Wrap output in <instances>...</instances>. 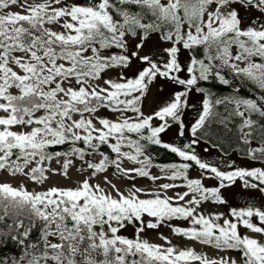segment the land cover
I'll return each instance as SVG.
<instances>
[{"label":"snow or ice","instance_id":"obj_1","mask_svg":"<svg viewBox=\"0 0 264 264\" xmlns=\"http://www.w3.org/2000/svg\"><path fill=\"white\" fill-rule=\"evenodd\" d=\"M158 81L169 95L145 112ZM173 127L189 142L165 141ZM5 173L0 264H264V203L228 199L264 196V0H0ZM162 227L184 243L147 238Z\"/></svg>","mask_w":264,"mask_h":264},{"label":"rangeland","instance_id":"obj_2","mask_svg":"<svg viewBox=\"0 0 264 264\" xmlns=\"http://www.w3.org/2000/svg\"><path fill=\"white\" fill-rule=\"evenodd\" d=\"M171 87H172L171 85H167V84H164L161 81H158L157 84L152 87L151 92L149 93L148 99L144 102V110H145V112H148L150 110V107H155L157 104H159L160 102L165 100L168 97V95H169ZM190 104H191V107H189L186 110L185 116L183 117L185 123L188 124L189 126L197 118V113H198V110L200 109L199 97L198 96H193V98L190 101ZM101 115L110 116L111 113L105 111V112H102ZM163 138H164L165 141L174 140L177 144H180L182 142L183 143L189 142L187 138H183V139H177L176 138V128L175 127L170 129L167 132V134L164 135ZM205 147H209V146L201 143L199 146L196 147V151L200 154L202 159H204V160H206L207 162H210V163H216V162H219L222 159L220 153L217 152L215 149L209 147L208 152H205L204 151ZM215 157L220 158V160L216 161L214 159ZM224 159H229V158H224ZM230 159L232 161H234L237 166H241L243 164L242 159L239 156H237L235 153L231 154ZM53 166H55V164ZM126 166H131V165H126ZM223 166L224 165L221 164V167H223ZM151 171H152L153 174H157V175L160 174L158 168L154 167V168L151 169ZM190 174H191V176L193 178L197 177V170H191ZM72 175H73V179L75 180L77 178V176H78V174L76 173L75 169L72 170ZM109 175H110V178H113V177H111V170H109ZM8 179H10V178L7 176L6 173L5 174H0V180H8ZM113 181L118 183V185L124 190H126L127 187L130 186L129 185V181H127V180H119L118 181L115 178H113ZM165 182H169V181H167L165 179H161V180L157 181L156 183L160 184V183H165ZM68 183H70V182L65 181L61 177L53 176L52 179L45 186L47 187V186H50L52 184L65 186ZM135 183H136V185L138 187L147 188V187L151 186V181H149L146 178L137 179L135 181ZM177 183H179V181H177ZM205 183H209V182L205 181ZM28 186H29V188L35 187L32 184H30V183H29ZM183 190L184 189H182V188L181 189H176V191H183ZM230 193H231V195L228 197V199H229V202L231 204H233V205L238 204V203L242 204V203H244L245 200H251L252 202L257 203V204L264 203V196H261L260 193L254 191V190H244V189H242V187H241V185L239 183H237V185L234 188L230 189ZM168 195H173V192L170 190L168 192ZM204 207L206 209H208V210H212V206L209 205V204H205ZM217 210L221 211V212H227V208H224V207H220ZM174 223H178V224H181V226H183L182 222H174ZM130 232H131V229L129 230V234H130ZM161 233L163 235H165V236H169V238L173 240V243H175L177 245H182L184 243L183 241L173 237L166 227H162L161 229H159V232L154 231V230L153 231H149L146 235H147V238H149L153 242L163 243V241L159 239V235ZM201 250L202 249L199 246H197V251H201ZM203 251H205L209 255H211V250L210 249L205 248V249H203Z\"/></svg>","mask_w":264,"mask_h":264},{"label":"trees","instance_id":"obj_3","mask_svg":"<svg viewBox=\"0 0 264 264\" xmlns=\"http://www.w3.org/2000/svg\"><path fill=\"white\" fill-rule=\"evenodd\" d=\"M104 150L106 152L108 151L106 148ZM215 150L219 152L217 149ZM153 156H154V163H157V164L179 162V158L175 157L174 154H170L166 152V150L159 149V148H155L153 150Z\"/></svg>","mask_w":264,"mask_h":264},{"label":"flooded vegetation","instance_id":"obj_4","mask_svg":"<svg viewBox=\"0 0 264 264\" xmlns=\"http://www.w3.org/2000/svg\"><path fill=\"white\" fill-rule=\"evenodd\" d=\"M214 159H215L216 161H219V160H220V158H218V157H215Z\"/></svg>","mask_w":264,"mask_h":264}]
</instances>
